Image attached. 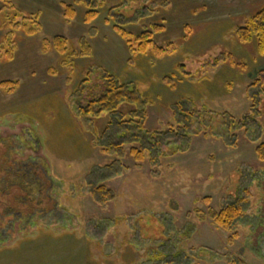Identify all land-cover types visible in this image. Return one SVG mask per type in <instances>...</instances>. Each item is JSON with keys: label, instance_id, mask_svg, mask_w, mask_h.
<instances>
[{"label": "rangeland", "instance_id": "374dc122", "mask_svg": "<svg viewBox=\"0 0 264 264\" xmlns=\"http://www.w3.org/2000/svg\"><path fill=\"white\" fill-rule=\"evenodd\" d=\"M263 4L0 1V82H18L12 93L0 90V158H44L61 183L60 208L78 224L45 227L33 217L28 234L0 237V264H143L149 249L160 245L167 251L168 240V253L187 256L186 264H264V163L255 155L264 143V86L257 112L246 124L237 123L250 114L248 88L264 70V54L255 41L241 44L235 37ZM65 6L74 8L72 20L65 18ZM89 10L97 17L86 24ZM17 23L21 27L13 28ZM116 24L131 36L162 26L153 38L161 47L172 43L175 52L132 57L113 29ZM54 36L65 37L76 55L65 59L54 50L44 52L42 41ZM83 39L91 49L88 57L77 55ZM97 67L138 89L147 102L150 129L189 127L157 165L148 157L136 163L125 155L123 171L107 181L115 198L104 207L86 195V177L116 157L101 152L91 123L78 120L69 106L87 73L91 85H102ZM247 187L250 202L239 224L232 232L215 226L210 211H219ZM122 217L127 221L113 223Z\"/></svg>", "mask_w": 264, "mask_h": 264}, {"label": "trees", "instance_id": "16d2710c", "mask_svg": "<svg viewBox=\"0 0 264 264\" xmlns=\"http://www.w3.org/2000/svg\"><path fill=\"white\" fill-rule=\"evenodd\" d=\"M0 1L10 2V0ZM64 16L72 20L75 17L74 8L65 6ZM96 17L97 12L89 10L85 13L84 22L89 24ZM26 20L28 18H23V21ZM12 26L16 29L21 27L19 23ZM113 29L125 41L132 57L148 54L160 57L175 52L172 43L161 47L155 42L153 37L163 30L162 26L153 25L150 30L134 36L118 24L114 25ZM235 37L241 44L255 41L259 54H264V4L248 19L244 27L237 28ZM42 49L44 52L54 50L65 59L76 55L75 51L69 47L68 40L63 36H54L50 40L44 39ZM90 53L91 49L87 40H81L77 55L88 57ZM6 58L10 60L11 53ZM97 69L100 70L99 80L102 81V85H91V75L87 73L72 92L69 106L78 120L91 123L92 134L96 136L95 142L101 147V152L116 157L113 163L105 165L100 170L97 169L94 173H89L86 177V195L96 205L104 207L115 198L114 192L106 186L107 181L117 177L123 171L124 166L121 159L125 155L136 163H141L148 157L153 166L157 165L159 159L165 156L166 148L183 141L184 132L188 131L189 127L185 124H181V127L168 124L164 130L150 129L146 125L149 118L146 109L147 102L141 97L138 89L135 86L121 84L115 76L100 67ZM170 82L171 76L163 78L164 84L168 85ZM16 86H18L16 81L0 82V90L5 93H12ZM263 86L264 70L258 72L257 78L248 88V91L252 90L248 93L251 102L250 114H247L244 119L237 120L238 124H246L249 115L257 112L259 90ZM170 87L173 86L170 85ZM190 117V114H187L185 118ZM230 119L232 120L231 117ZM231 122L233 124L236 121ZM229 125L231 127V124ZM38 146H40L39 143ZM255 155L259 162L264 163V143L255 148ZM94 175H98L99 179H96ZM250 192V188L247 187L243 189L242 195L235 196L219 211H210L212 223L225 231L232 232L247 210ZM61 195V183L56 182L49 173V163L44 158L33 156L24 161H14L6 154L3 155L0 158V237L14 238L20 232L28 234L31 228L29 220L35 216H39V221L45 227L51 223H58V221L64 227H77L76 218L60 208ZM126 221L123 217L115 218L113 223L117 225ZM97 225L93 227H99ZM84 234L87 235V227H84ZM93 237L96 236L93 235ZM167 242L169 244L170 241ZM168 244L163 245L167 251L160 248V245L149 249L146 253V260L142 263L186 264L189 258L180 253L169 254L171 246Z\"/></svg>", "mask_w": 264, "mask_h": 264}]
</instances>
